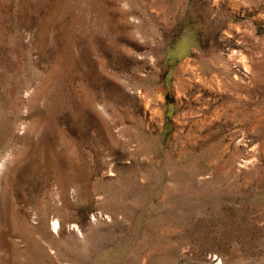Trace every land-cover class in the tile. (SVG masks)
Masks as SVG:
<instances>
[{"label":"rangeland","instance_id":"rangeland-1","mask_svg":"<svg viewBox=\"0 0 264 264\" xmlns=\"http://www.w3.org/2000/svg\"><path fill=\"white\" fill-rule=\"evenodd\" d=\"M0 264H264V0H0Z\"/></svg>","mask_w":264,"mask_h":264},{"label":"bare ground","instance_id":"bare-ground-1","mask_svg":"<svg viewBox=\"0 0 264 264\" xmlns=\"http://www.w3.org/2000/svg\"><path fill=\"white\" fill-rule=\"evenodd\" d=\"M54 226H56V224H54Z\"/></svg>","mask_w":264,"mask_h":264}]
</instances>
